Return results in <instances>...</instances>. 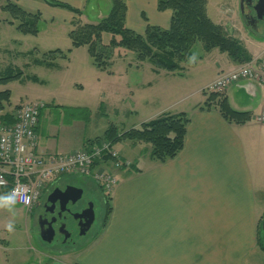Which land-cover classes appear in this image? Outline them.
Listing matches in <instances>:
<instances>
[{"label": "crops", "instance_id": "0c3cea01", "mask_svg": "<svg viewBox=\"0 0 264 264\" xmlns=\"http://www.w3.org/2000/svg\"><path fill=\"white\" fill-rule=\"evenodd\" d=\"M134 1L128 3L127 26L139 33L145 31L148 22L169 28L172 11H159L158 0H137L138 10L133 12V22L137 24H132L131 3ZM148 3L152 5V15L146 21L143 15H147ZM237 14L234 9L226 8L215 18L209 10V16L231 33L241 30L235 24ZM244 20L247 22L245 17ZM232 36L238 38L235 34ZM238 39L244 43L243 39ZM248 42L253 48L252 55L262 52L263 46L258 42L251 39ZM80 47L73 48L69 59H58L52 67L41 65L36 59L33 61L36 66L61 74L54 83L35 74H24L20 69L23 71L20 79L27 78L26 82L45 88L38 87L40 90L35 94H26L13 102L12 90L6 87L9 82L0 84V91L11 93L9 105L4 107L9 119L10 112L20 102L45 101L36 128L39 153H69L90 147L111 124H115L121 134L164 113L185 112L189 123L183 149L164 163L151 158V147L147 143L123 139L113 144L120 158L130 165L117 167L106 159L96 164V168H106L119 179L110 193L112 212L106 224L103 219L92 238L80 247L53 255L51 264H264V123L231 122L223 116L215 100L210 102L211 107L204 106L208 95L193 105H171L163 111L142 105L138 90L153 88L156 78L163 74H177L166 70L155 72L149 64L152 76L146 77L141 88L130 89V105L126 107L124 118H129L131 124L128 129L121 128L123 115L118 118L110 115L111 109L119 114L121 87L114 84L113 97L108 98L101 80L109 81L108 75L114 71L97 68L89 59L76 55ZM206 56L213 57L210 73L192 95L200 92L221 71L236 65L217 49L205 50L200 59ZM91 66L96 68L92 78L95 79L94 93L100 97L97 103L96 98L91 99L85 93ZM34 76L38 79H32ZM223 96L235 110L252 114L260 110L254 111V101L259 100L262 105L264 99L260 85L250 80L231 86ZM133 117L137 123L132 121ZM59 176L53 180L52 187L67 182L64 175ZM68 182L94 184L90 195L94 203L96 200L105 206L106 215L105 193L95 182L90 178ZM6 193L7 190H0V195ZM37 210L27 212L32 214Z\"/></svg>", "mask_w": 264, "mask_h": 264}, {"label": "rangeland", "instance_id": "374dc122", "mask_svg": "<svg viewBox=\"0 0 264 264\" xmlns=\"http://www.w3.org/2000/svg\"><path fill=\"white\" fill-rule=\"evenodd\" d=\"M62 2H66L73 7H77L81 9L80 14H76L66 8H62L59 6H52L45 0H0V77L16 75L20 69L24 70V74L37 75L40 79H45L52 81L54 83L57 77L61 76L60 73L56 72L53 69L47 68L45 66H36L33 64L35 59H41L44 57L45 53L50 50H54L56 48L68 49L72 47V40L69 37V32L74 28L72 21L79 20L80 22H98L103 17L108 15L112 7V0H59ZM8 2L16 3L22 6L27 11L38 14L35 25L37 26L39 33L34 34H25L17 28V24L20 22V18L15 17L10 11L4 10L3 5ZM139 2V1H138ZM137 0L131 3V15L130 21L132 24H137L133 22V12H137L138 8L136 4ZM129 3V0H128ZM127 3V5H128ZM151 3H148L146 6V14L143 15L144 19L148 16L152 15L151 11ZM251 6V5H250ZM249 4L248 8L245 7V12H241V0H208L207 2V14L209 16V10L211 11L213 17L221 16V10L226 8L234 9L238 14L235 19L236 26L240 27V31L232 30V33L227 31L225 26L223 28L231 37L232 34H235L236 37L243 39L242 43L247 55L249 56L246 61L236 62L233 60L227 52H222L218 48L220 53L227 55L233 62L236 63L235 67L229 70H223L218 75L220 76L223 72H228L236 69L241 65H248L251 67L258 66L259 61L264 59V37L259 36L257 34L264 35V21L259 25V30L254 31L253 27L250 26L249 22L244 20L246 18V13H250L251 10ZM135 10V11H134ZM170 10V9H167ZM160 11V10H159ZM165 11V10H164ZM217 14V15H216ZM244 15V16H243ZM127 16V15H126ZM210 17V16H209ZM211 18V17H210ZM153 20V17H152ZM211 20H213L211 18ZM10 21H13L10 22ZM142 21V20H141ZM214 21V20H213ZM215 22V21H214ZM217 23V22H215ZM219 24V23H217ZM221 25V24H220ZM252 28V30H250ZM254 31V32H253ZM260 32V33H259ZM144 33V32H143ZM141 33V34H143ZM110 33H104L103 42L108 43L111 39ZM235 38V37H234ZM236 38V39H238ZM248 39H251L255 42H258L260 46H263L261 49V53L252 55L250 51H253V48L248 42ZM239 40V39H238ZM247 46V47H246ZM204 44L201 41H196L195 44L191 48L190 55L196 54L198 57V62L195 64H189L187 59L181 62V66H183V70L180 71H168L177 73L173 74H163L159 78H156L155 85L153 88L141 89L138 90L139 98H141L142 105H147L149 108H153L155 111L166 110L171 105H193L200 101L204 95H208V85L213 82H208L201 90L195 95H192L194 92L198 91L199 88L203 85L204 79L210 73L211 60L212 56H206L204 60L200 58L205 54ZM249 48V50H248ZM213 50V49H212ZM87 46H82L80 49L76 50V55H82L81 58L89 59L90 63L92 61L89 53L87 52ZM210 51V50H206ZM218 53V52H216ZM188 56V57H189ZM187 57V58H188ZM111 68L110 71H114L113 73L108 75L109 81L105 79H101L104 87V92L113 97V85L118 84L121 87L122 93V101L121 107H119V114L114 113L111 109L110 115L114 118H118V115L122 116L123 124L121 128L126 127L128 129L131 123H129V118H124L125 111H128L126 108L130 105V89L133 86H137L141 88L140 84L145 81L151 74V68L149 64H152L149 60L139 61L137 59V54L135 51L128 50L125 48H116L113 52L111 58ZM76 63V61H75ZM92 65V64H90ZM153 65V64H152ZM89 71V75L91 76L90 80L86 84L85 93H87L91 99L96 98V103L99 102L100 97L98 94L94 93L93 87L95 84V79L92 78L93 72L96 68H92ZM165 70V69H162ZM159 72V71H158ZM185 75V78H180V76ZM107 76V75H106ZM27 78L23 79H14L10 81L8 84L9 89L12 90L11 100L13 102L19 100L21 97L26 96V94H35L37 93L41 87V89H45L43 86L31 84V82H26ZM183 82V84H182ZM3 86V85H2ZM1 87V86H0ZM209 96V95H208ZM30 100V99H27ZM39 100V99H35ZM10 102V101H9ZM113 102V99H111ZM264 103V99H263ZM262 103V105H263ZM5 105H9L5 103ZM4 105V107H5ZM261 105V101H254L253 108L254 111L259 110ZM96 107V105H91ZM113 105H111V108ZM4 107L0 106L1 109ZM154 110L152 112H154ZM175 110V109H172ZM260 111V110H259ZM257 111L256 114L259 112ZM118 120V119H117ZM133 122H138V120L133 117ZM121 122V121H119ZM119 125V123H118ZM100 129L98 128L97 131ZM101 132V131H100ZM110 143V142H108ZM146 144L145 142H142ZM150 145L149 143H147ZM110 147L117 152V157L108 156L107 161H112L115 166L116 161L119 160V163L122 165L129 166L130 163L128 161H124L120 158L119 152L114 148V146L110 143ZM151 147V145H150ZM81 149V148H80ZM37 151V148H36ZM41 154V153H40ZM104 168H94V172L101 170ZM106 169V168H105ZM111 173V172H110ZM95 174V173H94ZM112 174V173H111ZM60 175H64V181L72 180V179H82V178H90L92 182L96 183L98 187H100L103 192H107L104 186H102L101 181H97V178L92 175H81V174H69L63 173ZM113 175V174H112ZM59 176V175H57ZM56 176V177H57ZM60 177V176H59ZM114 178L119 180L117 176L114 175ZM55 177L47 183L46 187L42 190V196L40 201L35 206L37 210V206L41 202L44 194L47 192V189H50L53 184ZM58 179V178H57ZM101 182V183H100ZM94 185V184H92ZM81 189V188H80ZM3 195V194H2ZM91 195H87L86 198H89ZM106 200V199H105ZM98 201L95 200V214L96 220L95 224L90 230L87 231L84 236H81L84 242L88 241L92 238V235L96 233L101 222L104 219L105 215V206ZM16 216L13 218L12 214L9 213L5 209H0V264H28V263H42V264H51V257L53 255L58 254L60 251L56 246L46 243L47 241L42 240L40 236V228L38 227V214L39 210L29 214V213L21 208L20 206H15ZM32 210V209H31ZM15 219V231L9 233L6 229V224ZM92 226V225H91ZM262 228L264 226L262 224ZM72 249V247L64 246L63 251H67Z\"/></svg>", "mask_w": 264, "mask_h": 264}, {"label": "trees", "instance_id": "16d2710c", "mask_svg": "<svg viewBox=\"0 0 264 264\" xmlns=\"http://www.w3.org/2000/svg\"><path fill=\"white\" fill-rule=\"evenodd\" d=\"M52 6L66 8L77 15L81 9L59 0H45ZM208 0H158L157 8L160 11L170 9L172 11L169 28L147 23L143 34L135 31L126 24L128 0H112V7L108 15L98 22H80L73 20L74 28L69 32L72 47L68 49L56 48L45 53L41 59L35 62L52 67L58 59H69L73 48L87 46L92 63L100 69L110 73L111 58L116 48H125L135 51L139 61L149 60L153 64V70L162 69L168 71L183 70L181 62L190 55L191 48L196 41H201L206 50L218 48L227 52L236 62H243L249 57L240 40L227 34L222 25L215 23L207 14ZM15 17L20 18L17 24L19 31L25 34H38L35 25L38 14H33L22 6L8 2L2 6ZM147 20V18H145ZM13 23V21H10ZM104 33H110L108 43L103 42ZM23 71L16 75L0 77V84L8 83L21 78ZM32 79L37 80L34 76ZM11 93L9 90L0 91V106L9 103ZM212 100L223 116L231 122L244 124L251 120L250 111L235 110L229 104L227 98L218 94H211L204 103L206 108L211 107ZM203 106V108H204ZM189 117L185 112L178 114L164 113L141 125L132 127L121 134L118 127L111 124L102 137L92 142L98 144L106 141L112 145L121 140L133 142H145L151 145L150 156L159 163H164L174 158L184 147ZM108 159V156H104ZM106 215L104 225L112 212L111 197L105 194ZM264 250V246H263Z\"/></svg>", "mask_w": 264, "mask_h": 264}, {"label": "built area", "instance_id": "2783aa9c", "mask_svg": "<svg viewBox=\"0 0 264 264\" xmlns=\"http://www.w3.org/2000/svg\"><path fill=\"white\" fill-rule=\"evenodd\" d=\"M258 66L241 65L234 70L223 72L207 89L209 93H223L231 85L241 80H253L264 91V59ZM45 106L42 100H27L7 113L0 108V190L9 193L17 188L31 200L17 205L33 209L40 201L42 190L54 177L63 173L94 175L107 192H111L118 180L110 172L101 169L94 172L95 163L104 156L117 157L110 143L102 142L88 148L69 153L40 154L36 151L38 135L36 128L39 123L41 109ZM254 120L264 123V103ZM117 166H121L119 160ZM95 173V174H94ZM98 181V182H99Z\"/></svg>", "mask_w": 264, "mask_h": 264}, {"label": "flooded vegetation", "instance_id": "af4514ba", "mask_svg": "<svg viewBox=\"0 0 264 264\" xmlns=\"http://www.w3.org/2000/svg\"><path fill=\"white\" fill-rule=\"evenodd\" d=\"M257 0H253L255 3ZM248 4L250 6V0H245V7L248 8ZM254 5V4H253ZM253 5L250 6L251 10H253ZM264 12L260 11V13L256 11H251L250 13H246V20L249 22L250 26L253 27L254 31L259 30V25L264 21ZM260 15H262L260 17ZM68 185H73L77 188L82 189V195L79 200L75 203H64V201L73 198L72 196L62 195L58 191H54L56 188L61 190H65ZM93 193L92 185H84V184H76L74 182H60L57 183L54 187H52L48 192H46L37 206L39 210L38 216V227L41 229L42 227L47 228L48 223L52 222L53 227V240L51 242H46L58 248L61 252L64 246L68 247H80L84 241L80 235V229L86 218L84 219H75L73 217L74 213L82 212L87 209L92 202L94 205L95 211V203L93 198L90 196L86 198L87 195ZM76 194V193H75ZM37 210V211H38ZM96 216V214H95ZM96 220V219H95ZM92 224L90 230L94 226ZM88 230V231H90ZM69 234V237H66V234ZM87 235V234H85Z\"/></svg>", "mask_w": 264, "mask_h": 264}, {"label": "water", "instance_id": "95a60500", "mask_svg": "<svg viewBox=\"0 0 264 264\" xmlns=\"http://www.w3.org/2000/svg\"><path fill=\"white\" fill-rule=\"evenodd\" d=\"M250 5H253V8L255 9L256 12H258V13H260V11L264 12V0H257L255 3H253V0H250ZM241 12L242 13L245 12V0H241ZM261 16L262 15H260V17ZM54 191H58L62 195H68V196L73 195V198L64 201V203H70V204L75 203L77 200H79L81 198V195H82V189L77 188V187L72 186V185H68L65 188V190H61L59 188H56ZM73 217L75 219L79 218L81 220L86 218V221H84L82 223V224H84V226L82 225L81 229H80V235H84L95 221V211H94L93 203L91 202L89 207L87 209H85L84 211H82L81 213L80 212L74 213ZM263 226H264V223H263ZM53 232L54 231H53V227H52V222H49L47 228L42 227L40 229V236L44 241L51 242L53 240ZM66 237L67 238L69 237L68 233L66 234Z\"/></svg>", "mask_w": 264, "mask_h": 264}, {"label": "clouds", "instance_id": "9594fccd", "mask_svg": "<svg viewBox=\"0 0 264 264\" xmlns=\"http://www.w3.org/2000/svg\"><path fill=\"white\" fill-rule=\"evenodd\" d=\"M187 62L191 64H195L198 62V57L196 54H193L187 58ZM31 200L30 196L24 195L23 193L20 192L19 189L13 188L9 193L0 195V209H5L9 213L12 214L13 218L16 216V210L15 206L19 202H23L25 204L29 203ZM6 229L9 233H12L15 231V219L10 220L6 224Z\"/></svg>", "mask_w": 264, "mask_h": 264}]
</instances>
